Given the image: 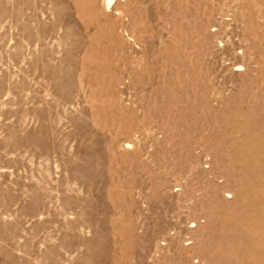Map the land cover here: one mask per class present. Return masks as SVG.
Listing matches in <instances>:
<instances>
[{"label":"rangeland","instance_id":"obj_1","mask_svg":"<svg viewBox=\"0 0 264 264\" xmlns=\"http://www.w3.org/2000/svg\"><path fill=\"white\" fill-rule=\"evenodd\" d=\"M0 264H264V0H0Z\"/></svg>","mask_w":264,"mask_h":264}]
</instances>
